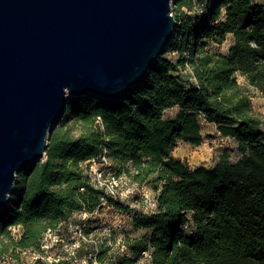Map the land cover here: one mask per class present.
I'll return each mask as SVG.
<instances>
[{"label": "trees", "instance_id": "1", "mask_svg": "<svg viewBox=\"0 0 264 264\" xmlns=\"http://www.w3.org/2000/svg\"><path fill=\"white\" fill-rule=\"evenodd\" d=\"M191 3L175 0L179 8ZM174 19L168 46L122 100L67 98L45 159L17 176L9 205L0 209V254L20 261L22 251L42 253L44 235L73 213L92 214L102 204L128 210L92 180L86 164L104 155L117 176L151 182L156 208L134 214V229L146 232L122 241L130 257L99 246L98 263L264 264V117L253 111L236 78L264 98V6L211 0L198 22ZM227 36L232 44L226 53L206 50ZM175 52L176 62L165 56ZM187 66L185 87L178 73ZM201 119L236 141L240 160L231 163L224 152L210 168H190L172 157L178 142L201 144ZM13 226L21 230L17 239Z\"/></svg>", "mask_w": 264, "mask_h": 264}, {"label": "water", "instance_id": "2", "mask_svg": "<svg viewBox=\"0 0 264 264\" xmlns=\"http://www.w3.org/2000/svg\"><path fill=\"white\" fill-rule=\"evenodd\" d=\"M174 0H0V209L67 98L120 101L173 37Z\"/></svg>", "mask_w": 264, "mask_h": 264}, {"label": "rangeland", "instance_id": "3", "mask_svg": "<svg viewBox=\"0 0 264 264\" xmlns=\"http://www.w3.org/2000/svg\"><path fill=\"white\" fill-rule=\"evenodd\" d=\"M210 2L211 0H192L190 7L179 8L175 5L174 0L171 3V14L175 18L177 16L180 18L186 16L195 23L204 14H207ZM253 2L264 6V0H253ZM231 44L232 39L230 36H227L222 45L216 46L210 43L206 50L224 54ZM165 56L173 62L179 59V55L176 52L166 53ZM178 76L181 84L186 87L185 81L191 79V71L188 66L186 70L180 71ZM236 78L240 86L248 92L253 111L264 117V98L255 89L250 87L243 77L237 75ZM176 112V108L166 111L164 119L172 118ZM60 124L57 128H59ZM200 126L202 136L201 144L199 146H192L188 143L178 142L172 152L173 158L181 159L190 168L199 166L210 168L224 152L228 155L231 163H235L241 159L242 155L237 151V143L235 140L222 137L218 133L215 125L206 123L202 119L200 120ZM261 129L264 131V125L261 126ZM101 163V159H96L86 164L91 173L92 180L106 190L113 199L127 207L128 210H117L107 204H102L101 209L96 210L91 215L89 213L87 215L73 213L54 232L51 231L53 233H50L52 235L49 240L53 245V249L49 250L47 257L45 256V262L50 261L53 262L52 264H71V260H68L67 252L61 250L59 245L64 242L68 244L74 243L75 240L81 243V250L76 254L79 260H83L88 254L94 252V244L95 246H100L101 249L110 248V251L113 253L124 254L126 249L121 251L124 238H137L146 232L145 229L135 230L132 221L135 213L148 214L156 208V202L154 204L156 194L151 188V182L137 185L124 177L117 176L108 168L101 167ZM10 229L11 227H9ZM18 229L14 232H17ZM187 230L190 231V228ZM79 232H81L84 239L81 237L80 239L82 240L77 239ZM19 233H21V230ZM61 240L63 243L60 242ZM126 252L130 257L131 254L128 251ZM30 257L31 255L28 253L21 254L20 263L38 264L36 260ZM38 261L41 262V260ZM140 262L144 263L145 261L141 260ZM82 264L84 263L82 262Z\"/></svg>", "mask_w": 264, "mask_h": 264}, {"label": "built area", "instance_id": "4", "mask_svg": "<svg viewBox=\"0 0 264 264\" xmlns=\"http://www.w3.org/2000/svg\"><path fill=\"white\" fill-rule=\"evenodd\" d=\"M99 159H101L102 160V163H101V167H104V168H108V167H110V162H109V160L108 159H106L105 158V156L104 155H102V156H100V158ZM94 182V181H93ZM96 183V182H95ZM97 184V183H96ZM98 185V184H97ZM99 186V185H98ZM155 202L156 201H154V204H155ZM83 215H87V213H82ZM91 215V214H90ZM19 227H11V229H10V231H11V234H13L12 236L14 237V238H18L19 237V235H20V233H19V231H20V228L18 229ZM16 229H18V231L17 232H14ZM54 232V231H53ZM53 232H51V231H48L45 235H44V237H43V239H42V242H41V250H42V253H40V254H32V253H30L29 251H22L21 252V254H30L31 255V259H33V260H36V261H38V260H41V262H40V264H52L53 262H50V261H44V258H45V256L47 257V254H48V252H49V250H51V249H53V245H52V243H50V238H51V235L52 234H50V233H53ZM16 233H18V234H16ZM79 235H77V239L79 240L80 239V237L82 238V239H84V237H83V235L81 234V232H79L78 233ZM55 236V235H54ZM59 238H61V237H59ZM61 239H63V238H61ZM82 239H80V240H82ZM61 243H63V241L61 240L60 241ZM55 246H58L57 244H54ZM80 245H81V243H79L77 240H75V242L74 243H70V244H68V243H63V244H60L59 245V247L61 248V250H63V251H65V252H67V255H68V260H71V264H82V262L84 263V264H100V263H98L97 261H96V255H97V253H98V251H99V246L97 245V246H95V244H94V252L93 253H90V254H88V256L86 257V258H84L83 260H79L77 257H76V253H77V250L79 249V247H80ZM123 250H125V247H123L122 246V248H121V251H123ZM127 251V250H126ZM125 251V253L124 254H122V255H124V256H128L127 255V252ZM144 254V256L145 257H148L146 254V252H144L143 253ZM43 260V261H42ZM0 264H26V263H20V261H17V260H15L14 258H12V256H10V255H2V254H0ZM103 264V263H102ZM104 264H108V263H104Z\"/></svg>", "mask_w": 264, "mask_h": 264}, {"label": "crops", "instance_id": "5", "mask_svg": "<svg viewBox=\"0 0 264 264\" xmlns=\"http://www.w3.org/2000/svg\"><path fill=\"white\" fill-rule=\"evenodd\" d=\"M231 37V36H230ZM232 39V38H231Z\"/></svg>", "mask_w": 264, "mask_h": 264}]
</instances>
